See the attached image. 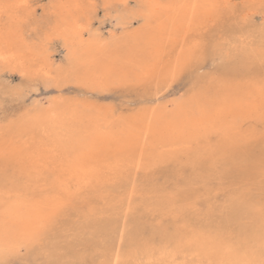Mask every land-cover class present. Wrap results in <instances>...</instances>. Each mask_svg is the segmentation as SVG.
<instances>
[{
    "label": "rangeland",
    "instance_id": "1",
    "mask_svg": "<svg viewBox=\"0 0 264 264\" xmlns=\"http://www.w3.org/2000/svg\"><path fill=\"white\" fill-rule=\"evenodd\" d=\"M81 1L89 28L103 37L121 31L112 15L134 7V0L126 7L118 0ZM54 3L31 0L28 9H18L12 23L23 43L17 46L22 67H16V57L0 61V197L31 201L55 192L60 202L24 248L0 253V264H208L193 238L250 253L256 264H264V119L245 120L228 142L210 133L142 170L66 182L26 157L25 133L13 138L5 131L20 109L48 98L93 103L125 118L147 100L168 106L199 94L216 104L238 89L262 92L264 0L220 3L166 44L159 62L138 82L127 79L98 89L73 82L44 85L54 79L55 68L65 66L56 36L48 45L49 76L31 52L50 41ZM8 24L1 13L0 32ZM181 52L185 60L171 75Z\"/></svg>",
    "mask_w": 264,
    "mask_h": 264
},
{
    "label": "bare ground",
    "instance_id": "2",
    "mask_svg": "<svg viewBox=\"0 0 264 264\" xmlns=\"http://www.w3.org/2000/svg\"><path fill=\"white\" fill-rule=\"evenodd\" d=\"M30 1L0 0V14L6 13L9 21L7 31L0 32V61L16 57L15 62L21 64L17 46L22 47L23 43L18 27L12 22L18 9L30 7ZM118 1L124 7L128 4V0ZM227 1L134 0V7L110 17L121 31L118 34L109 31L108 36L103 37L96 29L89 28L81 0H56L51 8L52 28L46 36L50 41L34 47L31 52L36 58L34 61L41 65V71L49 76L53 63L48 45L53 43L52 36L59 38L65 50L63 70L61 66L55 68L54 79H45V86L50 82H73L98 89L127 79L138 82L159 62L166 44L181 38L188 28L200 23L217 5ZM135 21L138 26L133 25ZM185 53L175 56L171 75L184 62ZM234 92L226 97L229 100L224 98L226 101L216 104L199 94L168 106L147 100L125 118H115L110 112L83 101L51 98L42 103L30 101L32 104L20 109L5 131L13 138L25 133L30 144L23 150L26 157L40 166L50 167L60 180L102 179L110 172L142 170L157 163L156 159H163L166 153L188 147L210 133H218L228 142L235 138L245 120L264 119V85L260 93L251 88ZM252 168L255 171V167ZM2 197L0 253L19 252L24 248L60 202L55 192L39 195L31 201ZM191 240L195 251L203 254L208 264H256L255 256L250 253H239L236 249L229 250L221 244L197 238Z\"/></svg>",
    "mask_w": 264,
    "mask_h": 264
}]
</instances>
